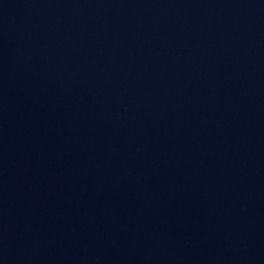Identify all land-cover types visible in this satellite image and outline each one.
Returning <instances> with one entry per match:
<instances>
[{
	"label": "water",
	"instance_id": "water-1",
	"mask_svg": "<svg viewBox=\"0 0 264 264\" xmlns=\"http://www.w3.org/2000/svg\"><path fill=\"white\" fill-rule=\"evenodd\" d=\"M0 264H264V0H0Z\"/></svg>",
	"mask_w": 264,
	"mask_h": 264
}]
</instances>
